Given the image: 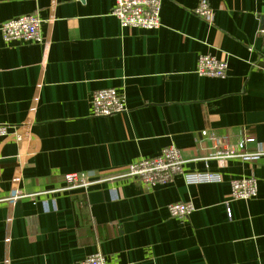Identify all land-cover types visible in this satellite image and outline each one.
<instances>
[{"label":"crops","instance_id":"crops-1","mask_svg":"<svg viewBox=\"0 0 264 264\" xmlns=\"http://www.w3.org/2000/svg\"><path fill=\"white\" fill-rule=\"evenodd\" d=\"M214 8L207 22L200 2ZM115 0H0V23L36 13L42 42L0 31V195L62 187L64 175L115 176L168 145L184 172L220 182L109 179L88 188L0 204V264H264V156L216 160L264 147V0H163L160 29L123 28ZM46 41L48 43H46ZM201 54L227 60L225 78L198 75ZM115 88L127 109L95 116V90ZM31 120L32 137L14 134ZM204 131L208 133L203 134ZM212 136L221 139L219 150ZM256 177L255 198H230ZM190 201L186 218L168 205Z\"/></svg>","mask_w":264,"mask_h":264},{"label":"built area","instance_id":"built-area-1","mask_svg":"<svg viewBox=\"0 0 264 264\" xmlns=\"http://www.w3.org/2000/svg\"><path fill=\"white\" fill-rule=\"evenodd\" d=\"M163 0H115L112 7V14L117 18L120 26L123 28L138 27L144 29H160L162 27L161 13ZM195 13L203 20L211 22L214 17V8L207 2H200L195 8ZM41 19L36 13L24 14L12 19H7L0 23V31L5 42L11 40H26L31 42H42ZM261 35L264 37V27L261 29ZM46 43H48L46 41ZM197 65V74L200 76H209L213 78H225L228 73V62L225 59L215 57L211 54H201ZM127 98L117 89L103 88L95 90L92 95L93 114L96 116H111L115 113L124 112L127 109ZM31 120L23 124L19 132L14 133L16 140L24 142L32 137ZM11 125L0 123V136H9ZM208 132L204 131L206 135ZM213 146L219 150L221 139L216 136L211 137ZM264 156V147H260L254 152L233 151L230 148L217 151L210 158L216 160L243 157L254 159ZM182 151L174 146L168 145L158 155L149 158H141L127 165L126 169L118 172L115 176L96 177L93 173L80 172L68 173L64 175V184L62 187L28 191L20 188L17 183H13L6 194L0 195V204L16 205L18 201L29 198H40L42 203H47V196L61 193L66 190L88 188L107 180L139 179L147 186L157 184H167L177 175L185 173L188 181L193 183L202 182H220L221 175L212 172L187 173L184 172V163ZM259 190V183L256 177L237 178L232 180L230 198L252 199L255 198ZM169 214L172 217L186 219L194 210L195 206L190 201L172 202L168 205ZM80 264H108L105 254L96 251L82 259Z\"/></svg>","mask_w":264,"mask_h":264}]
</instances>
